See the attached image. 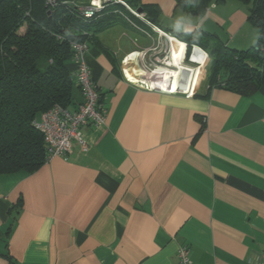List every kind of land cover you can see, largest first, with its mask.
<instances>
[{
  "label": "crops",
  "instance_id": "1",
  "mask_svg": "<svg viewBox=\"0 0 264 264\" xmlns=\"http://www.w3.org/2000/svg\"><path fill=\"white\" fill-rule=\"evenodd\" d=\"M142 3L159 8L151 27L160 37L258 45L241 0L214 1L204 16L175 0ZM123 37L125 46L97 38L84 55L107 111L104 125L83 128L87 146L0 175V264H178L181 246L192 264H253L264 254V85L251 96L207 79L188 92L148 91L125 66L148 49L138 38L156 40ZM68 68L77 83L75 63ZM130 69L147 79L142 64ZM82 102L77 87L70 111Z\"/></svg>",
  "mask_w": 264,
  "mask_h": 264
},
{
  "label": "trees",
  "instance_id": "2",
  "mask_svg": "<svg viewBox=\"0 0 264 264\" xmlns=\"http://www.w3.org/2000/svg\"><path fill=\"white\" fill-rule=\"evenodd\" d=\"M123 1L135 11L142 9L145 20L114 4H105L97 16L85 19L74 6L51 8L47 0H0V175L32 173L48 163L43 135L34 123L55 105L69 108L76 88L81 91L68 68L73 63L72 43L91 45L98 34L115 27L145 36L151 26L159 27L156 5ZM175 1L178 9L204 16L214 1L225 0ZM241 1L252 5L249 21L259 32L257 46L238 50L214 41L212 34L198 32L177 38L209 54L206 70L211 88L251 96L264 85V0Z\"/></svg>",
  "mask_w": 264,
  "mask_h": 264
},
{
  "label": "built area",
  "instance_id": "3",
  "mask_svg": "<svg viewBox=\"0 0 264 264\" xmlns=\"http://www.w3.org/2000/svg\"><path fill=\"white\" fill-rule=\"evenodd\" d=\"M47 0L48 6L55 8L59 4L72 6L73 0ZM89 2L83 5L76 6L77 14L79 17L85 19H92L100 13L107 3H120L126 6L135 16L145 20L143 14H138L132 11L126 2L123 0H88ZM166 36V35H165ZM166 38V37H165ZM90 44L88 42L72 43V49L74 50L73 62L77 67L76 81L81 87L83 102L77 109L72 112L69 108H65L61 105H55L48 111L44 112L40 121H36L35 127L43 135L47 157L50 161L55 157L65 156L73 152L75 146L86 147L87 138L83 131V128L88 125L102 126L107 121V111L103 104L100 102V94L95 82L92 79L91 71L88 65L84 61V55L88 51ZM192 57L198 50L205 54L200 48L192 46ZM141 50L139 53L141 56H147L149 51ZM134 54V53H133ZM142 57V58H143ZM205 59V58H204ZM203 59V61H204ZM141 62V57H139ZM202 61V62H203ZM193 62V61H192ZM202 62L200 64H202ZM195 63V62H193ZM153 65V64H152ZM143 64L144 68L149 69L150 66ZM145 78L147 80H136L141 86L148 91L161 92V93H178L188 92L185 87V81L178 83L177 88L173 89L168 86L160 85L156 80L159 79L160 74L156 75L155 71H147ZM156 76V77H155ZM190 87V85H189ZM48 161V162H49ZM178 264H192L190 259V248L188 246H181L177 253ZM253 264H264V254L259 257H255Z\"/></svg>",
  "mask_w": 264,
  "mask_h": 264
},
{
  "label": "rangeland",
  "instance_id": "4",
  "mask_svg": "<svg viewBox=\"0 0 264 264\" xmlns=\"http://www.w3.org/2000/svg\"><path fill=\"white\" fill-rule=\"evenodd\" d=\"M88 2H89L88 0H73V1H71V4H72V6L76 7L78 5L81 6L85 3L87 4ZM107 4H114L116 6L121 5L129 13H132L126 6H124L120 3H107ZM120 9H115L114 13L115 14L116 13H118V14L122 13V11H121L122 9L121 10ZM130 9H132V8H130ZM132 11L136 12L133 9H132ZM250 27L252 29H256V28H254L255 26H250ZM149 29H150L149 33L156 40V43H154L153 46L150 47L152 45L151 41L143 42L140 38H138L141 46L143 48H148L146 51L147 52L149 51V53L147 56H144V57L142 55L140 56L141 62L139 61V58H138V63L136 64L137 66H139L140 64H142V65L145 64L146 66L153 64L152 66L149 67V69H146L147 71H155L159 68L162 69L163 66L166 69L169 67V63L173 62L175 57L178 55V57L180 59V64L182 65L181 67L182 68H183V66H186L188 68L190 67L191 68V72H190L191 74L186 73V75L183 77L181 71L180 72L177 70L173 71L171 69V71L173 72V74H170L172 80L178 81V82H181V80L185 81L186 82L185 85H187L188 88H190L189 85H191L193 83L197 84L198 82L201 83L203 80L208 78L206 68L208 67V64L210 63L211 59L209 57V54L203 48L199 47L198 45H194V46L200 48L205 53V59H204V62L202 64L193 63L191 61V55H192V50H193L192 48L193 47L190 48L188 43L184 42L187 45V47H186L183 45V43L180 42L181 41L180 39H179L180 41H178L176 38L172 39L170 41L169 39L165 38L164 36L160 37L161 34L159 32H157L153 27H150ZM151 31H153L152 32L153 34L151 33ZM123 32L124 31L121 27H115L114 29H111L109 31L98 34L97 38L100 42L105 41L110 46H112V45H114V46H117V45L118 46L119 45L125 46L126 44L129 43V39L123 37ZM154 33H155V35H154ZM166 37H167V35H166ZM253 47H255V45H253ZM231 48H233V47H231ZM140 52H141V50H140ZM193 59L195 61L199 60L197 58V56H194ZM138 72H141V71H138ZM164 72H166L168 75L170 73V71H168V70L164 71ZM188 76H190V77H188Z\"/></svg>",
  "mask_w": 264,
  "mask_h": 264
},
{
  "label": "bare ground",
  "instance_id": "5",
  "mask_svg": "<svg viewBox=\"0 0 264 264\" xmlns=\"http://www.w3.org/2000/svg\"><path fill=\"white\" fill-rule=\"evenodd\" d=\"M95 1H97V0H95ZM166 37V36H165ZM167 38L171 41L173 38H171L170 36H168L167 35ZM184 46H186L185 44H183ZM186 50V49H185ZM194 56H197V58L200 60H198V61H195L194 59H193V57ZM140 57V56H139ZM138 57V58H139ZM193 57H192V61L193 62H195V63H201L202 61H203V59L205 58V54H203L202 52H199L198 50L195 52V54L193 55ZM138 58L136 59V60H134L133 62H131V64H129V65H126L125 66V69L127 70V72H128V76L131 78V79H134V80H143V79H140L136 74H134L133 72H132V69H130V66L132 65V64H134L135 66H136V64L138 63ZM204 62V61H203ZM202 62V63H203ZM182 65L180 64V59H179V57H178V55L175 57V59H174V61L173 62H170L169 63V67L173 70V71H181L182 72V76L184 77L185 75H186V73H190L191 72V68L189 67H186V66H183V68L181 67ZM157 72V74L156 75H158V74H160V76H159V79L157 78V82L160 84V85H163V86H168V83L170 82V79H171V76L170 75H168L166 72H163V73H161V72H159L160 71V68L159 69H157L156 70ZM191 74V73H190ZM142 76H145V75H148L147 74V72L146 73H142L141 74ZM156 77V76H155ZM188 77H190V76H188ZM147 80V79H146ZM185 87H187L188 88V86L187 85H185ZM169 88H170V86H169ZM190 89V88H189ZM175 90V89H174Z\"/></svg>",
  "mask_w": 264,
  "mask_h": 264
},
{
  "label": "water",
  "instance_id": "6",
  "mask_svg": "<svg viewBox=\"0 0 264 264\" xmlns=\"http://www.w3.org/2000/svg\"><path fill=\"white\" fill-rule=\"evenodd\" d=\"M136 12H137L138 14H142V13H143L142 9H138ZM148 22H149V23H152L153 20H152L151 18H149V19H148Z\"/></svg>",
  "mask_w": 264,
  "mask_h": 264
}]
</instances>
